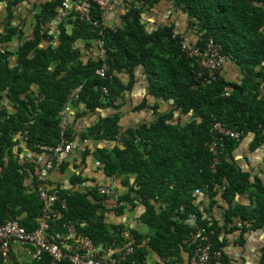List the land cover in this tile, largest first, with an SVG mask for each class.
I'll use <instances>...</instances> for the list:
<instances>
[{
	"label": "trees",
	"instance_id": "1",
	"mask_svg": "<svg viewBox=\"0 0 264 264\" xmlns=\"http://www.w3.org/2000/svg\"><path fill=\"white\" fill-rule=\"evenodd\" d=\"M24 1L9 0L0 46L16 37L18 30L11 26L13 10ZM162 1L173 3L175 9L188 16L199 46L208 39L222 46L223 54L240 69L238 81L228 80L220 72L209 82L199 79L198 65L183 51L184 37L175 25L151 32L146 29L143 16ZM63 2L55 0L45 6L31 40L14 54L19 59L18 67L11 68L12 54L0 51V224L18 221L34 231L44 218L45 202L38 177L35 188L26 187L30 172L36 173L39 168L38 158L35 155L36 161L21 164L15 154V138L23 135L36 154H46L43 146L55 148L63 140L74 142L71 128L63 138L60 134L61 113L73 90L82 86L79 99L73 103L85 105L90 112L119 109L122 92L133 82L125 86L117 76L125 70L133 76L132 71L143 66L150 76L149 95L158 100L153 107V122L122 130L120 115L115 114L100 118L80 138L84 142L93 139L114 143L111 148H97L94 157L106 176L123 178L127 190L115 203L116 212L123 214L136 202L144 204V224L152 233L147 247L166 258L174 257L182 247L193 255L199 239L198 231L189 224L191 214L197 217V226L205 231L213 250H221V228L204 219L196 207L197 189L212 206L219 197L232 204L238 194L254 195L258 199L256 208L230 207L225 214L226 225L238 217L252 222L253 227H263L264 184L251 181L250 174L234 160L233 152L249 133L254 134L253 147L264 143V0H124L127 12L121 28H106L103 13L93 7L91 22H82L73 15L65 18L58 47L45 48L53 37L43 26L58 17ZM79 42L101 44L105 60H90L85 65L76 49ZM104 66L112 79L96 75ZM7 96L16 109L13 115L5 104ZM162 102L167 105L164 110ZM214 120L241 132L240 139L225 138L215 170L209 150L214 140ZM60 154H55V167ZM131 177L136 178L134 184L130 183ZM49 190L58 196L56 215L48 221L51 238L64 232V225H73L95 247L112 249L114 257L132 241L136 252L128 259L129 264H146L147 248L141 247L146 238L130 234L131 240H126L124 225L107 222L104 204L109 198L101 195L99 188L71 192L55 188L49 181ZM158 203L164 207L156 208ZM98 253L102 260L105 254ZM220 262L229 264L224 256ZM38 264L53 263L45 257Z\"/></svg>",
	"mask_w": 264,
	"mask_h": 264
},
{
	"label": "crops",
	"instance_id": "2",
	"mask_svg": "<svg viewBox=\"0 0 264 264\" xmlns=\"http://www.w3.org/2000/svg\"><path fill=\"white\" fill-rule=\"evenodd\" d=\"M55 0H25L20 5L14 8L11 26L18 30L16 37L9 44L1 45L0 51H6L12 54L10 57L11 68L18 67V57L14 54L19 51L26 42L30 41L35 32V27L44 11L46 5L54 2ZM9 0L0 3V25L3 28L7 14H8ZM168 1H162L148 10L143 16V23L146 29L151 32L165 26H176V31L179 32L189 42L197 40V32L190 29L188 24V16L181 10H177ZM126 14L125 4L116 5V7L106 13L104 24L108 28H121L123 24V16ZM90 21L78 20L89 23ZM65 23V17L61 10L58 11V17L55 20L49 21L43 26L47 34L53 37L51 43H46L45 48L54 47L59 45V34L62 24ZM76 49L81 52V61L86 65L90 60L96 61L99 59L100 54L98 43L91 46L79 42ZM133 76L128 71H123L118 75V79L125 86L133 82L131 86L123 91L122 100L120 101L121 107L119 109H98L96 112H90L83 104H67L63 113L67 114L69 128H71L74 142L72 145L75 148L69 154H60L57 157L58 165L52 171L50 181L54 184L55 188H61L67 191H85L86 188H100L102 186H110L116 188L120 194H124L127 190L123 186L122 177H109L106 176L100 167V163L96 161L94 152L97 148H111L114 146L113 142L94 141L89 139L81 141V136L100 118H105L115 114L120 115V123L125 129H138L144 125H149L155 118L153 107L157 104L158 100L149 95L150 93V76L147 69L140 66L133 71ZM220 75L228 80L238 81L241 72L236 64L229 60L222 68ZM8 112L13 115L16 112L13 102L10 101L8 96L5 98ZM162 107L167 108V105L162 102ZM179 112L176 113L178 115ZM254 134L249 133L244 137L239 146L233 152V158L244 172H248L251 176V181H262L264 184V143L252 146ZM15 140L17 146L15 147V154L19 158L21 164L31 163L36 161L34 156L38 158L36 163L39 168L36 173L30 172L27 179L26 187L31 189L35 188L36 176L38 177L42 167L47 163L50 155L45 154L41 159L40 154L34 153L28 146L26 138L23 135H18ZM86 150L90 154L86 155ZM88 152V151H87ZM85 155V158L82 156ZM35 157V158H36ZM65 166V167H64ZM2 168L0 167V175H2ZM77 178V179H76ZM79 179V180H78ZM136 178L131 177L130 183L134 184ZM196 196V192H195ZM197 197V196H196ZM115 201L107 199L104 204L106 220L110 224L124 225L129 234H135L146 238L141 247L147 248L146 264H188L192 256L184 247L175 254L174 257L166 258L159 252L152 250L149 247V237L152 233L150 229L144 224V216L147 207L136 202V206H128L123 214H119L115 210ZM196 207L203 213L204 219L213 224H218L221 228L218 240L222 245L221 250L216 251L220 254V259L216 261L217 264H222L220 260L222 256L228 261L229 264H263L264 263V226L253 227L252 222L243 221L240 218H234L229 225H226L225 214L230 207L242 206L248 209L256 208L258 199L250 194H238L233 200L232 204L224 201L219 197L216 205L212 206L206 196H198L196 198ZM164 205L158 203L156 208L161 209ZM44 213V211H43ZM41 219H39L40 221ZM226 225V227H224ZM187 244V243H186ZM148 246V247H147ZM70 249V246L66 247ZM33 248L26 243L15 241L12 245V260L11 263L20 262L22 264H38L40 261L36 260L32 255ZM106 251L100 252L106 255ZM49 257V256H46ZM50 258V257H49ZM45 259V258H44ZM51 259V258H50Z\"/></svg>",
	"mask_w": 264,
	"mask_h": 264
},
{
	"label": "built area",
	"instance_id": "3",
	"mask_svg": "<svg viewBox=\"0 0 264 264\" xmlns=\"http://www.w3.org/2000/svg\"><path fill=\"white\" fill-rule=\"evenodd\" d=\"M123 0H65L62 6L63 17L68 18L73 15L80 17L82 20L90 21L91 8L97 6L103 13L112 10L113 7L119 5ZM199 39L195 42H189L184 39L182 42V49L187 55L193 58L198 65L199 72L197 77L209 82L215 79L217 74L221 72L225 64L230 60L222 52V46L217 44L213 39H208L203 46L198 45ZM100 57L105 60V51L100 45ZM102 79H112L108 77L107 66L102 67L96 73ZM82 86L73 90L69 97V104L76 102L79 99ZM107 94L108 89L103 88ZM62 122L60 124V134L63 138L68 130L69 122L67 114L61 113ZM214 140L209 144V150L213 154V169L220 162V154L224 150L225 138H241V132L227 123L214 120L211 128ZM75 146L72 143H66L64 140L57 147L43 146V151L54 153L50 155L47 163L42 167L39 174V192L41 198L45 202L44 218L41 220V227L37 230L30 231L22 226L18 221H9L5 224H0V264H12V245L15 241L29 244L33 250V257L42 261L46 256L51 258L53 264H60L67 262L68 264H129L128 259L132 257L136 250L131 241L123 252L114 257L115 252L112 249L106 251V255L102 260L98 259L101 250L92 243L88 237H84L77 232L73 225H64V232L55 233V237L51 238L48 234V221L53 218L55 213V203L58 199L56 194H52L49 190L50 176L55 170V154L63 153L69 154ZM41 159L45 154H40ZM196 196H202L203 193L197 189ZM99 193L115 202L120 198V193L116 188L110 186H102L99 188ZM184 212V209H181ZM189 224L191 228L198 231L199 242L197 247L190 257L188 264H213L220 259V254L215 252L212 244L205 235V231L197 226V217L195 215L189 216ZM126 240H131L129 232L124 233ZM70 246V249L66 247ZM105 251V250H104Z\"/></svg>",
	"mask_w": 264,
	"mask_h": 264
},
{
	"label": "clouds",
	"instance_id": "4",
	"mask_svg": "<svg viewBox=\"0 0 264 264\" xmlns=\"http://www.w3.org/2000/svg\"><path fill=\"white\" fill-rule=\"evenodd\" d=\"M65 1V0H64ZM2 2V0H0V3ZM64 3V2H63ZM63 3H62V6H63ZM124 3V0H123V2L121 3V4H123ZM125 4V3H124ZM120 5V4H119ZM62 6H61V8H60V10H61V12H62ZM93 7H97V6H92V8ZM116 7V6H115ZM115 7H113V9L115 8ZM125 7H126V5H125ZM92 8H91V14H92ZM98 8V7H97ZM112 9V10H113ZM112 10H109V11H112ZM101 11V10H100ZM109 11H107V12H109ZM102 12V11H101ZM106 12V13H107ZM126 12H127V10H126ZM103 13V12H102ZM106 13H103V16H104V18H105V16H106ZM62 14H63V12H62ZM78 18V17H77ZM106 27V26H105ZM106 28H108V27H106ZM108 29H115V28H108ZM2 31H3V28H1V25H0V35L2 34ZM185 39V38H184ZM198 39V38H197ZM101 44H98V47L100 46ZM69 104V103H68Z\"/></svg>",
	"mask_w": 264,
	"mask_h": 264
},
{
	"label": "water",
	"instance_id": "5",
	"mask_svg": "<svg viewBox=\"0 0 264 264\" xmlns=\"http://www.w3.org/2000/svg\"><path fill=\"white\" fill-rule=\"evenodd\" d=\"M98 248H100V250H103L102 247H98Z\"/></svg>",
	"mask_w": 264,
	"mask_h": 264
}]
</instances>
